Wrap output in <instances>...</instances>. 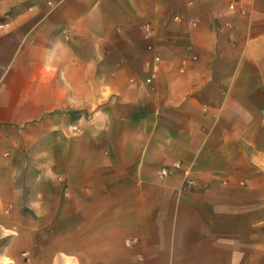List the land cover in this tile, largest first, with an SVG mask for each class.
Returning <instances> with one entry per match:
<instances>
[{
  "label": "crops",
  "instance_id": "obj_1",
  "mask_svg": "<svg viewBox=\"0 0 264 264\" xmlns=\"http://www.w3.org/2000/svg\"><path fill=\"white\" fill-rule=\"evenodd\" d=\"M16 18L0 118L61 104L70 140L27 191L0 161V264H264V0H25ZM23 87L25 111L2 105ZM175 162L190 184L159 176Z\"/></svg>",
  "mask_w": 264,
  "mask_h": 264
},
{
  "label": "rangeland",
  "instance_id": "obj_2",
  "mask_svg": "<svg viewBox=\"0 0 264 264\" xmlns=\"http://www.w3.org/2000/svg\"><path fill=\"white\" fill-rule=\"evenodd\" d=\"M22 14H25V0H0V30L8 28L13 24V20L17 19L16 15ZM1 88L4 91L7 89L3 86ZM3 96L7 100L2 105L10 106L13 98V103L19 104L25 111V87L20 89L16 96L11 93ZM77 112L76 110L75 113ZM64 113H71V111L68 107L55 104L46 109L45 114L37 119L25 121V113H21V117L0 118V161L5 163L8 160L15 165L17 175L15 185L18 189L27 191L26 181L32 180L44 169L41 160H46L45 168L48 173L54 172L51 160L60 152L54 149V143L70 140L69 134H56L59 131L56 127L69 126L68 120L61 121L59 118L54 120L55 117L63 116ZM44 121L46 124L43 123ZM254 234L255 237H261L264 229L257 227ZM254 264L261 263L255 261Z\"/></svg>",
  "mask_w": 264,
  "mask_h": 264
},
{
  "label": "built area",
  "instance_id": "obj_3",
  "mask_svg": "<svg viewBox=\"0 0 264 264\" xmlns=\"http://www.w3.org/2000/svg\"><path fill=\"white\" fill-rule=\"evenodd\" d=\"M261 123L264 124V109L261 110ZM176 171H180L182 176L185 178L184 184L188 185L190 182L186 180V177L188 176V169L184 167V165L181 162H175L170 167H163L159 170V176L166 177L170 176Z\"/></svg>",
  "mask_w": 264,
  "mask_h": 264
}]
</instances>
